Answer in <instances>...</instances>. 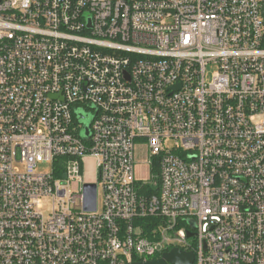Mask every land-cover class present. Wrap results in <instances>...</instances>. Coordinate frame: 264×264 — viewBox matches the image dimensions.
<instances>
[{"label": "built area", "instance_id": "2783aa9c", "mask_svg": "<svg viewBox=\"0 0 264 264\" xmlns=\"http://www.w3.org/2000/svg\"><path fill=\"white\" fill-rule=\"evenodd\" d=\"M261 1L0 0V264H264Z\"/></svg>", "mask_w": 264, "mask_h": 264}, {"label": "rangeland", "instance_id": "374dc122", "mask_svg": "<svg viewBox=\"0 0 264 264\" xmlns=\"http://www.w3.org/2000/svg\"><path fill=\"white\" fill-rule=\"evenodd\" d=\"M216 68L213 65H208L206 67V80L210 81ZM90 118H86V122L88 123ZM173 146V141L167 140L165 142V147L170 149ZM134 159L136 161L135 166V176L143 181H149L151 179V167L148 163L149 155H148V147L144 143H137L134 148ZM23 169V167L21 166ZM52 170L51 162H43L38 163L35 167L36 173H49ZM83 179L89 182H96L97 173L95 167V161L93 158L87 157L83 162L82 169ZM99 200L100 197H99ZM50 203L48 201L44 202L43 212H47L49 210ZM194 238H189V242L192 243Z\"/></svg>", "mask_w": 264, "mask_h": 264}, {"label": "water", "instance_id": "95a60500", "mask_svg": "<svg viewBox=\"0 0 264 264\" xmlns=\"http://www.w3.org/2000/svg\"><path fill=\"white\" fill-rule=\"evenodd\" d=\"M261 14L264 22V0L261 1ZM87 133V132H86ZM96 207V187L94 184L84 185V208L92 211ZM189 225L194 222L189 220ZM194 233L187 232V237H192ZM195 254L193 251H185L179 247L171 248L163 252L158 258L140 261H132L127 264H194Z\"/></svg>", "mask_w": 264, "mask_h": 264}, {"label": "trees", "instance_id": "16d2710c", "mask_svg": "<svg viewBox=\"0 0 264 264\" xmlns=\"http://www.w3.org/2000/svg\"><path fill=\"white\" fill-rule=\"evenodd\" d=\"M158 222L157 218L154 217H148V218H141L136 221V223L141 224L144 228V235H148V232L156 226V223Z\"/></svg>", "mask_w": 264, "mask_h": 264}, {"label": "bare ground", "instance_id": "6f19581e", "mask_svg": "<svg viewBox=\"0 0 264 264\" xmlns=\"http://www.w3.org/2000/svg\"><path fill=\"white\" fill-rule=\"evenodd\" d=\"M192 237H193V236H192ZM189 238H191V237H189ZM172 248H174V247H172ZM170 249H171V248H170ZM170 249H169V250H170ZM167 251H168V250H167ZM185 251H186V250H185ZM188 251H191V250H188ZM194 264H195V261H194Z\"/></svg>", "mask_w": 264, "mask_h": 264}]
</instances>
